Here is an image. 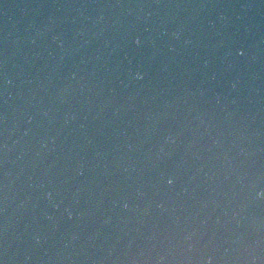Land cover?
<instances>
[{
  "label": "water",
  "instance_id": "obj_1",
  "mask_svg": "<svg viewBox=\"0 0 264 264\" xmlns=\"http://www.w3.org/2000/svg\"><path fill=\"white\" fill-rule=\"evenodd\" d=\"M0 264H264V0H0Z\"/></svg>",
  "mask_w": 264,
  "mask_h": 264
},
{
  "label": "clouds",
  "instance_id": "obj_2",
  "mask_svg": "<svg viewBox=\"0 0 264 264\" xmlns=\"http://www.w3.org/2000/svg\"><path fill=\"white\" fill-rule=\"evenodd\" d=\"M137 76H140V74L138 73Z\"/></svg>",
  "mask_w": 264,
  "mask_h": 264
}]
</instances>
